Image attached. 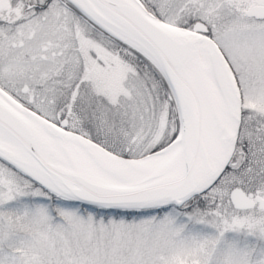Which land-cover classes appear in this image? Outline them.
<instances>
[{
  "label": "snow or ice",
  "instance_id": "obj_1",
  "mask_svg": "<svg viewBox=\"0 0 264 264\" xmlns=\"http://www.w3.org/2000/svg\"><path fill=\"white\" fill-rule=\"evenodd\" d=\"M0 264H264V0H0Z\"/></svg>",
  "mask_w": 264,
  "mask_h": 264
}]
</instances>
